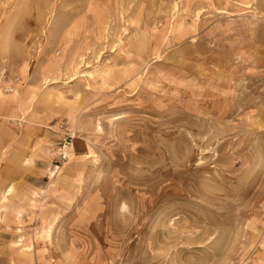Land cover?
<instances>
[{"label": "rangeland", "instance_id": "1", "mask_svg": "<svg viewBox=\"0 0 264 264\" xmlns=\"http://www.w3.org/2000/svg\"><path fill=\"white\" fill-rule=\"evenodd\" d=\"M0 119V264H264V0H0Z\"/></svg>", "mask_w": 264, "mask_h": 264}, {"label": "crops", "instance_id": "2", "mask_svg": "<svg viewBox=\"0 0 264 264\" xmlns=\"http://www.w3.org/2000/svg\"><path fill=\"white\" fill-rule=\"evenodd\" d=\"M1 122L4 121L0 119ZM38 126L41 125L31 123L22 128L10 127L5 130L4 136L0 137V217L4 216L11 222L14 213L21 210L26 200L25 195L20 196L13 193V190L16 189L20 193L31 182L33 172L30 171L31 165L25 163L30 160L25 154L27 147L21 143L32 141L33 137L42 135ZM3 209L7 212L1 213ZM7 233L9 235V231Z\"/></svg>", "mask_w": 264, "mask_h": 264}, {"label": "built area", "instance_id": "3", "mask_svg": "<svg viewBox=\"0 0 264 264\" xmlns=\"http://www.w3.org/2000/svg\"><path fill=\"white\" fill-rule=\"evenodd\" d=\"M11 90V89H9ZM75 135L71 136L68 135V137L65 139L62 148H60V162L63 163L67 159H69V153L71 152V149L73 147V142H74Z\"/></svg>", "mask_w": 264, "mask_h": 264}]
</instances>
